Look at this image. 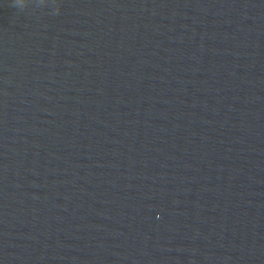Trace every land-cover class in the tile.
I'll list each match as a JSON object with an SVG mask.
<instances>
[{
    "label": "water",
    "instance_id": "water-1",
    "mask_svg": "<svg viewBox=\"0 0 264 264\" xmlns=\"http://www.w3.org/2000/svg\"><path fill=\"white\" fill-rule=\"evenodd\" d=\"M0 264H264V0H0Z\"/></svg>",
    "mask_w": 264,
    "mask_h": 264
},
{
    "label": "clouds",
    "instance_id": "clouds-1",
    "mask_svg": "<svg viewBox=\"0 0 264 264\" xmlns=\"http://www.w3.org/2000/svg\"><path fill=\"white\" fill-rule=\"evenodd\" d=\"M14 4L17 6L19 3V0H13Z\"/></svg>",
    "mask_w": 264,
    "mask_h": 264
}]
</instances>
